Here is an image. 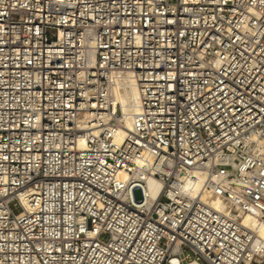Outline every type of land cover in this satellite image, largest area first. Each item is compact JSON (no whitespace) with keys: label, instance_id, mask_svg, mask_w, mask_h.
Returning <instances> with one entry per match:
<instances>
[{"label":"built area","instance_id":"built-area-1","mask_svg":"<svg viewBox=\"0 0 264 264\" xmlns=\"http://www.w3.org/2000/svg\"><path fill=\"white\" fill-rule=\"evenodd\" d=\"M247 215L264 224V0H0V264H264Z\"/></svg>","mask_w":264,"mask_h":264},{"label":"bare ground","instance_id":"bare-ground-1","mask_svg":"<svg viewBox=\"0 0 264 264\" xmlns=\"http://www.w3.org/2000/svg\"><path fill=\"white\" fill-rule=\"evenodd\" d=\"M113 90L115 93L114 108L115 110H118L119 108L122 112L119 115L121 127H119L117 130L118 135L121 136L127 129L132 128L133 114L136 113L139 105L138 88L135 84L134 79L130 76H126L117 80ZM194 178H197L195 188L198 189L200 187L201 180L204 178V173L202 171H194L191 175H186L183 187H189L190 183L195 180ZM159 186L160 183L157 180H148V190L150 195H155ZM211 204L214 207L221 206V202L218 198H213ZM244 223L248 226H255L258 232L256 240L257 245L259 243H264V224H259L258 222H256L255 218L252 215L245 216ZM170 260L173 264L180 263L179 257L174 255L170 257ZM186 264L202 263L194 260L188 261Z\"/></svg>","mask_w":264,"mask_h":264},{"label":"rangeland","instance_id":"rangeland-1","mask_svg":"<svg viewBox=\"0 0 264 264\" xmlns=\"http://www.w3.org/2000/svg\"><path fill=\"white\" fill-rule=\"evenodd\" d=\"M135 196L137 199L141 198L142 194H141V191L139 189L135 190Z\"/></svg>","mask_w":264,"mask_h":264}]
</instances>
